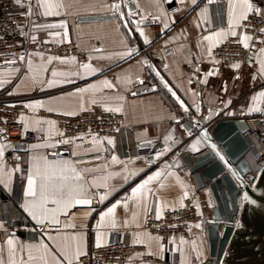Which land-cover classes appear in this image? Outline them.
I'll list each match as a JSON object with an SVG mask.
<instances>
[{"label":"crops","instance_id":"1","mask_svg":"<svg viewBox=\"0 0 264 264\" xmlns=\"http://www.w3.org/2000/svg\"><path fill=\"white\" fill-rule=\"evenodd\" d=\"M173 1L175 6L169 9L166 0H159V7L156 0H52L53 3L64 4L60 14L41 15L44 10L37 7L36 0H33L29 23L31 33L54 42L75 41L87 53L88 61L85 64H90L97 71L93 75L91 71L77 65L73 57L41 52H31L24 61L18 59L9 67L0 70V80H10L0 85V99H19L23 106L36 102L43 104V107L34 108L24 106L26 112L19 116L20 120L22 116L25 118L23 121L25 127L39 134L40 139L28 143L27 150L11 165L0 160V165L5 163L7 165L5 171L0 172V180L3 181L0 183V199L14 196L20 207L24 200L23 189L26 181L21 188L15 190L13 181L17 173L12 178L6 173L15 166H25L27 172L31 159L36 154L58 161L88 160L91 163L85 166L89 168H102L107 165L106 173L97 172L96 175H113L107 181L111 190L108 200L103 204L93 202L91 206L70 207L59 215V224L49 225L46 222L45 225H37L20 207L22 218L19 226L12 228L10 223L3 219L0 206V222L6 225L8 234H15L18 246H25L24 252L17 251V259L21 256L27 257L29 246H33L32 255H42L43 250L39 246L47 245L50 254L48 264H56L51 256H55L60 264H67L60 252L74 250L75 242L72 237L78 235H82V244L86 252L90 246H96L99 235L102 245L112 240L128 238L133 243L144 245L148 255L158 259L165 258L169 264H194L209 256L207 236L202 230L201 222L190 226L188 237L170 239L166 245L143 227L148 216L156 217L157 213L161 215L165 209L176 208L189 196L193 198L198 212L205 218L209 217L212 214L213 200L208 190L195 192V186L188 174L179 175V170L187 171L179 158L180 154L183 152L194 154L206 147L201 136L188 139L182 124L177 123L179 118L183 119L185 116L183 110L176 103L171 102L161 85L154 90L141 93L134 92L132 88L138 84L137 77L143 79L146 65L142 61L151 59L177 93L194 110L197 104L195 81L199 83L202 100L201 115L208 125H213L219 118H244L257 114L264 105V95H261L264 93V73L261 71L264 66V56H261L257 49L252 52L249 63L238 69L217 67L208 54L209 42L204 41L203 36L208 34L205 29H227L228 0H216L214 4L208 6V13L199 17L198 13L205 7L207 0H198V6L192 5L191 0ZM27 2L28 0L22 1L23 4ZM119 2L124 13L130 12L128 3L134 5L136 15L129 19L139 20L144 16L147 17L146 20H153V16H160L153 25L141 26L145 36L152 42L150 45L144 44L143 38L135 31L129 36L118 16L100 21H77L78 17L85 15L113 14L107 6ZM251 2L254 4L252 0ZM209 20L210 23H203ZM164 22L169 24L167 29L163 27ZM60 24H65L66 27H34V25ZM197 24H201V27H197ZM157 30L161 47H151ZM237 31L242 32L241 28ZM224 40L221 38L212 47ZM125 45L138 51L128 59L116 58L115 53L126 51ZM143 46H150V49L143 51ZM48 57L54 58L51 63L47 62ZM61 59L67 62L61 63ZM29 61L32 64V71H29ZM45 68L47 71H44ZM53 70L64 75L52 77ZM210 72L213 74L207 75ZM118 77H131L132 83H118ZM68 78L73 82H67ZM105 79L112 81L116 87L104 88L101 82ZM49 81L52 83L49 84ZM91 85L97 87L93 89L90 88ZM78 89H88V91L79 92ZM117 96H122L123 99L117 100L115 98ZM106 97L110 99H105ZM92 107L104 110L120 107L119 112L123 116L122 128L126 130V136L123 135V138L118 139L108 137L114 140V145H108L104 138L96 140V146L107 151H91L87 155H84L83 150L94 147L93 138L83 137V140L78 139L71 144L58 143L61 140L55 122L37 113L40 109L49 111L48 109L51 108L53 109L51 112L54 113L74 114ZM169 135L171 139L165 141L164 138ZM197 140L199 150L193 151L190 145ZM124 141L131 147L141 141H150L151 148L141 149L140 155L123 161L121 147ZM50 144H56V147L42 146L38 149L31 147ZM167 145H171L172 150L156 158V153ZM59 150L67 151L68 154L59 155ZM53 153L57 155L53 156ZM149 154L152 155L151 159L147 158ZM96 156L100 159H96ZM112 156L118 157L120 162L112 163ZM126 170L136 173L127 183L122 178ZM157 171L163 172L164 175L148 185L151 192L146 193V206L142 203L137 207L135 202L128 201L127 207L121 205L116 209L114 217L107 218L98 226L97 222L102 211L121 197L130 194L132 187ZM88 179L91 180L92 177L89 176ZM92 191L103 192L105 189H92ZM113 218L116 223L115 228L110 225ZM89 224L92 228L90 232ZM35 228H40L41 233L35 238L27 236V232ZM7 238L5 232L0 230V245H3ZM161 246L163 251L160 250ZM2 255L7 261V251ZM139 257V253L132 254L129 264H156L140 262ZM35 264H43V261H36Z\"/></svg>","mask_w":264,"mask_h":264},{"label":"built area","instance_id":"2","mask_svg":"<svg viewBox=\"0 0 264 264\" xmlns=\"http://www.w3.org/2000/svg\"><path fill=\"white\" fill-rule=\"evenodd\" d=\"M23 1V0H22ZM254 5L264 9V0H252ZM23 4V3H22ZM29 4L32 6L33 0H28L23 6L15 3V0H0V70L9 67L12 63L6 61H16L19 56H27L31 52L50 53L59 56H72L75 58L76 64L81 66L88 61V56L75 41L68 42H52L47 39L37 37L36 42H32L33 36L29 30V23L32 15H24L29 10ZM254 14L249 15L251 25L249 28H241L242 32L252 35L253 41L248 49L243 48L235 41L237 37H228L221 43L212 47L211 60L213 63L223 69L231 68L234 64L239 63L240 66L249 63L251 54L254 50L264 48V44L260 41L264 40V34L259 32L260 27H264V18L255 17ZM247 23V22H245ZM19 26V27H18ZM21 33H24L23 35ZM159 31H155L154 41L151 47H161L159 42ZM45 41H49L45 43ZM150 49V46H143V51ZM143 84H136L132 90L134 92L146 89L149 87L159 86V81L152 70L146 66L144 69ZM172 103L175 101L169 96L168 92L163 88ZM12 105H15L12 107ZM26 112V108L19 99H0V144L13 143H33L40 139V135L32 130L27 129L19 120L21 113ZM38 115L50 118L55 122V125L60 135V140L72 138L73 141L78 140V137H91L103 139L111 137L113 139L123 138L126 136V130L122 128L123 116L120 112L106 111L104 109L89 108L78 113L65 115L63 113H54L50 111L38 110ZM247 129L243 132V137L248 145V154L251 156L257 175L258 170L264 166V109L258 115L244 117ZM182 122H187L190 126L186 130V136L191 139L198 129L187 118H183ZM182 124V123H181ZM190 131V134H189ZM164 149H160L163 151ZM23 152L17 149L9 148L3 160L11 165L17 157ZM141 149L137 145L130 146L126 141L122 143L121 159L128 161L133 157L140 155ZM21 172L14 177L13 186L17 190L21 188L25 180L22 178L26 172V167L21 166ZM189 176L193 182L196 193L208 190V186L198 187L193 174L188 171L179 170V175ZM251 172L246 176V181H250L255 177ZM240 195L237 196V206L240 207ZM1 213L5 221L9 222L12 228L19 226L21 220V209L14 196L3 197L0 199ZM160 219L148 216L143 224L144 229L149 233L158 237L162 244H167L173 237H188L189 228L193 223L202 222L203 217L197 210V207L191 196L183 199L180 206L171 209H165L160 215ZM234 225V224H231ZM91 225H88V231H91ZM40 229L35 228L33 231L27 232V236L37 237ZM144 245L133 243L128 238L120 240H112L103 244L101 247L90 246L86 256L80 259L81 264H129L130 257L134 253H139L138 261L156 264H169L164 259H158L148 255ZM200 264H220L214 256H208Z\"/></svg>","mask_w":264,"mask_h":264},{"label":"snow or ice","instance_id":"3","mask_svg":"<svg viewBox=\"0 0 264 264\" xmlns=\"http://www.w3.org/2000/svg\"><path fill=\"white\" fill-rule=\"evenodd\" d=\"M157 5L159 7V0H156ZM171 2V0H169ZM183 2V0H182ZM216 2V0H207V4L203 9H201L199 16H204L208 13V6L212 5ZM15 3L18 5L23 6L22 0H15ZM192 5L198 6V0H191ZM37 7L43 9L44 11L41 12V15H59L60 10L64 8V4L60 2L53 3L52 0H36ZM110 11L113 12L114 15H117L122 20H126L124 27L128 29V35L131 36L132 32H137L140 37L143 38V42L146 45H150L152 42L145 36L142 25L145 23L147 17L141 16L139 20H132L129 17L136 15L135 12H128L124 13L122 11L121 3H112L111 5L107 6ZM237 8L239 11H237ZM161 13L163 10L160 9ZM254 14L253 19L255 17L264 18V9L254 5L251 0H228V8H227V29H220V30H209L207 35L203 36V40L209 42L208 54L211 55L212 52V45L217 43L221 38L226 39L228 36L237 37L236 43L240 44L243 48L248 49L250 47V43L253 41V36L248 35L246 33H238L237 29L244 28L247 29L251 25V21L249 20V15ZM24 15H32V6L29 4V10ZM166 15V14H165ZM153 21L159 20L160 16H153ZM211 21H204L203 23H210ZM247 22V23H245ZM19 27V26H18ZM36 28H44V27H61L65 28V24L60 25H34ZM163 27L167 29L169 24L167 22L163 23ZM197 27H201V24H197ZM259 32L264 34V27L259 28ZM22 35L24 33H21ZM67 34V33H65ZM55 35H59V33H55ZM32 42H36L37 37L33 35L31 37ZM49 41H45L48 43ZM260 43L264 44V40L260 41ZM126 51L121 53H115L114 56L118 59L124 60L128 59L136 54L138 51L135 48H130L125 45ZM96 51H101L100 49H96ZM258 53L261 56H264V48H260ZM31 55V54H29ZM41 59L43 60V56L41 55ZM53 57H48L47 62L51 63ZM60 59V58H55ZM73 60L75 58H72ZM20 61L25 60V56H19ZM61 63H66L67 60L61 59ZM6 63H15V61H6ZM142 63L148 66L150 69L153 67L152 65L148 64L147 60H143ZM29 71H32V64L29 61ZM82 68H85L94 75L96 73V69L93 68L90 64L81 65ZM234 68H239V63L233 65ZM44 71H47L45 68ZM199 71V69H197ZM262 73H264V66L261 69ZM213 73H207V75H212ZM52 77L63 76V73H58L55 70L51 72ZM156 76L163 81V77L160 76L159 72L155 73ZM137 81L140 84H143L145 81L143 79H139L137 77ZM10 80H0V85L4 83H8ZM67 82L72 83L73 81L68 78ZM118 83H132L131 77H124V78H117ZM191 82V81H190ZM52 81H49L51 84ZM104 88L113 89L116 87L112 81L105 79L101 82ZM165 88L171 93V95L177 100L180 107L185 111L188 112L189 108L184 104V102L176 95V92L172 90L171 87L168 86L167 82H164ZM96 85H91L90 88H96ZM79 92L88 91V89H78ZM12 93L10 92L9 95ZM135 95V93H133ZM264 95V93H261ZM117 100H122V96L115 97ZM105 99H110V97H106ZM96 101H93L95 103ZM15 105H12L14 107ZM27 108H34V107H43L42 102H36L35 104L29 103L24 105ZM49 111H53V109L49 108ZM106 111H114L119 112L121 111L120 107L115 108H105ZM199 111V108L196 109ZM65 115H71L72 113H64ZM24 117H21V122L24 121ZM179 123V121H177ZM27 130V128H26ZM43 131V129H40ZM4 130L0 129V132ZM190 134V131H189ZM59 135L63 136V133H59ZM78 139L83 140V137H78ZM98 138H93V145L92 149H84V155L89 154L91 151H107V149H101L100 147L96 146V140ZM165 141L171 139V136H166ZM104 140L107 142L108 145H114V140L111 138L105 137ZM72 138L63 139L58 141V143L63 144H71L73 143ZM103 143V141H101ZM199 141L197 140L196 143L190 145V148L193 151H198L197 144ZM42 146H51L56 147V144L50 145H32L33 149H38ZM15 147L14 145L10 144H0V160H3L5 157V153L9 148ZM215 148V146H213ZM172 150L171 145H167L163 151L156 153V158L165 155L167 152ZM77 155L78 153H73ZM219 155V152H217ZM53 156L57 155L56 153L52 154ZM96 159H100L99 156L95 157ZM139 158V157H138ZM222 160L224 159L223 156L220 157ZM19 159V157H17ZM112 163L120 162L118 157L112 156L111 158ZM91 161L88 160H77V161H58L54 159H49L45 155L36 154L33 155L31 159V164L27 172L23 173L22 178L26 181L24 189H23V203L20 207L23 209L24 212L30 216L37 225H45L47 224H59V215L65 213V210L70 207L76 206H91L93 202L103 204L106 200L109 199V195L111 194L110 186L108 184V179L113 174H105V175H96L97 172H105L107 169V165L102 166V168H89L85 165L90 164ZM170 167V166H169ZM7 168L6 163L4 165H0V172H4ZM21 168L19 166H15L6 174L9 178H12L14 174L20 173ZM135 172L125 171L123 175V180L125 183L131 178V176L135 175ZM164 175L163 172L157 171L152 175H148L145 179H143L139 184L135 187L131 188L130 194H127L121 199L117 200L115 203H112L111 206L107 207L105 211H102L99 216V220L97 222L98 226L101 225L103 222L106 221L107 218L114 217L116 209L123 205L124 207L128 206V201L135 202L137 207H140L141 204H147V195L146 193H150L151 189L148 188V185L154 181L158 180L160 177ZM91 176L92 179L89 180L88 177ZM0 183H3L0 180ZM92 189H105V191L100 192L96 191L93 192ZM247 200V196L244 197ZM157 219H160V214L157 213ZM111 227L115 228L116 223L114 218L110 221ZM199 227V225H196ZM75 227V225H72ZM0 230L4 231L8 238L4 241L3 245H0V264H35L36 261H43V264H48V259L50 254L48 252L47 245H40L39 247L43 250L42 255L34 256L32 255L31 248L33 246L28 247L27 257L21 256L17 259V251L24 252L25 246L17 245L15 234H8V229L3 222H0ZM67 239V238H65ZM82 235L73 236L72 240L75 242V249L68 250V251H61L60 255L63 257V260L67 262V264H79L80 257L86 256L87 252L82 244ZM101 237L97 236V247H101ZM161 251H163V247L161 246ZM7 251L8 260L5 261L3 258V253ZM53 261H56V264H60V261L56 260L55 256H51Z\"/></svg>","mask_w":264,"mask_h":264},{"label":"water","instance_id":"4","mask_svg":"<svg viewBox=\"0 0 264 264\" xmlns=\"http://www.w3.org/2000/svg\"><path fill=\"white\" fill-rule=\"evenodd\" d=\"M120 3V2H119ZM167 8L175 6L174 1L166 0ZM130 12L135 11L132 3H128ZM123 11V10H122ZM117 15L111 13L85 15L77 18L80 22L100 21L112 19ZM121 19V18H120ZM122 20V19H121ZM136 20V19H132ZM123 25L126 20H122ZM153 20H145L143 25H153ZM128 31V29L126 28ZM167 52V49L164 51ZM152 65V72H159V84L168 92L169 96L180 107L177 100L171 95L164 82L176 92V95L189 108L185 118L198 129L199 136L205 142V148L197 153L183 152L179 158L184 168L193 174L198 187L208 186L213 200L212 214L202 223V230L206 233L209 245V256H214L220 264H264V166L258 170L252 185L246 181L251 172V165L247 159L248 145L243 137L247 129L243 117L219 118L213 125H208L202 117V100L200 85L196 84L197 107L192 109L189 104L177 93L163 72L148 59ZM157 86L137 91L141 93L156 89ZM136 94V93H135ZM184 129L189 130L187 122H182ZM14 148L25 152L27 143H13ZM140 149H150V141L138 143ZM215 146V148L213 147ZM219 152V155L217 154ZM59 155H67V151L59 150ZM223 156L222 160L220 157ZM148 159L152 155L147 156ZM240 195V207L237 206V196ZM245 195L247 200L244 199ZM234 224V225H231Z\"/></svg>","mask_w":264,"mask_h":264},{"label":"rangeland","instance_id":"5","mask_svg":"<svg viewBox=\"0 0 264 264\" xmlns=\"http://www.w3.org/2000/svg\"><path fill=\"white\" fill-rule=\"evenodd\" d=\"M242 31V30H241ZM33 35V34H32ZM36 37H38V36H36ZM41 39H46V38H42L41 37ZM48 40V39H47ZM50 41V40H49ZM52 42H54V41H52ZM65 42H68V41H65ZM57 43H62V42H57ZM34 52H36V51H34ZM42 53V52H41ZM50 54V53H49ZM54 55V54H53ZM57 56H59V55H57ZM61 57H72V56H61ZM74 58V57H73ZM263 106V108L257 113V114H254V115H258V114H260V113H262V111H263V109H264V105H262ZM89 109V108H88ZM51 112V111H50ZM249 116H252V115H249ZM20 120V119H19ZM21 121V120H20ZM123 122V121H122ZM23 123V122H22ZM192 123V122H191ZM25 126V125H24ZM184 129V128H183ZM185 131V135H186V129L184 130ZM34 132V131H33ZM37 134V133H36ZM39 135V134H38ZM194 136H199V132L198 133H196ZM193 136V137H194ZM187 137V136H186ZM192 137V138H193ZM59 138H60V135H59ZM191 138V139H192ZM28 144V143H27ZM23 152V151H22ZM177 155V154H176ZM179 156V155H178ZM247 159H248V156H247ZM251 159V158H250ZM252 160V159H251ZM250 165H251V163H250ZM251 169H252V172H253V176H255L251 181H250V183H248L249 185H252L253 184V182H254V180H255V178H256V176L257 175H255V172H256V168H255V165H251ZM183 171V170H182ZM179 172V171H178ZM38 229H40V228H38ZM39 233H41V230H40V232ZM173 238H180V237H173ZM173 238H171V239H173ZM208 257V256H207ZM162 259H164V260H166L165 258H162ZM205 259V258H204ZM203 259V260H204ZM203 260H201V261H203ZM167 261V260H166ZM201 261H199L198 263H194V264H200V262Z\"/></svg>","mask_w":264,"mask_h":264},{"label":"trees","instance_id":"6","mask_svg":"<svg viewBox=\"0 0 264 264\" xmlns=\"http://www.w3.org/2000/svg\"><path fill=\"white\" fill-rule=\"evenodd\" d=\"M248 156V160H249V162L251 163V165H254V162H253V160H251L252 158H251V156L248 154L247 155ZM251 158V159H250Z\"/></svg>","mask_w":264,"mask_h":264},{"label":"bare ground","instance_id":"7","mask_svg":"<svg viewBox=\"0 0 264 264\" xmlns=\"http://www.w3.org/2000/svg\"><path fill=\"white\" fill-rule=\"evenodd\" d=\"M242 196V195H241ZM241 202V201H240ZM241 205V204H240Z\"/></svg>","mask_w":264,"mask_h":264}]
</instances>
